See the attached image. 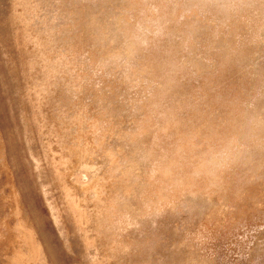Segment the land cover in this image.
Instances as JSON below:
<instances>
[{
    "label": "rangeland",
    "instance_id": "374dc122",
    "mask_svg": "<svg viewBox=\"0 0 264 264\" xmlns=\"http://www.w3.org/2000/svg\"><path fill=\"white\" fill-rule=\"evenodd\" d=\"M0 264H264V0H0Z\"/></svg>",
    "mask_w": 264,
    "mask_h": 264
}]
</instances>
